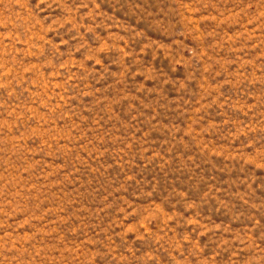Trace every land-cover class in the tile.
<instances>
[{
  "label": "rangeland",
  "instance_id": "rangeland-1",
  "mask_svg": "<svg viewBox=\"0 0 264 264\" xmlns=\"http://www.w3.org/2000/svg\"><path fill=\"white\" fill-rule=\"evenodd\" d=\"M0 264H264V0H0Z\"/></svg>",
  "mask_w": 264,
  "mask_h": 264
}]
</instances>
